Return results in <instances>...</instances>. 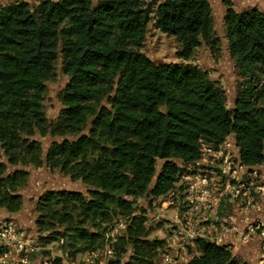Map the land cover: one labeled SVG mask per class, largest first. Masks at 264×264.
Returning a JSON list of instances; mask_svg holds the SVG:
<instances>
[{"label":"trees","instance_id":"1","mask_svg":"<svg viewBox=\"0 0 264 264\" xmlns=\"http://www.w3.org/2000/svg\"><path fill=\"white\" fill-rule=\"evenodd\" d=\"M143 3L40 0L0 7V206L16 212L23 204L18 187L28 172L9 165L43 164L37 129L76 135L91 118L87 133L54 141L46 154L47 166L81 179L90 186L87 194L45 190L35 223L66 237L71 247L79 244L77 251H94L113 220L127 216L109 264H121L129 246L131 258L157 263L166 239H150L145 209L136 212L138 200L167 195L186 165L199 158L202 141L218 145L234 135L244 165L264 163V88L251 83L264 77V11L226 10L229 51L247 78L228 108L222 87L189 61L196 47L213 38L209 0L158 4L155 26L181 43L182 62L164 63L141 50L151 19ZM58 61L69 81L64 108L49 123L41 95ZM104 98L107 104L97 109ZM159 159L164 162L157 171ZM195 242L198 254L186 264H243L226 244L203 237Z\"/></svg>","mask_w":264,"mask_h":264},{"label":"rangeland","instance_id":"2","mask_svg":"<svg viewBox=\"0 0 264 264\" xmlns=\"http://www.w3.org/2000/svg\"><path fill=\"white\" fill-rule=\"evenodd\" d=\"M28 1L32 6L36 5L40 0H0V7L16 2ZM98 2L100 0H94ZM150 0H144L143 6L147 7ZM163 0H156L152 5L148 23V32L143 42L141 50L145 52L156 63L164 62H182L178 58V51L181 43L175 36H169L158 29L154 24V11L158 4ZM212 7L213 17V38L209 42L195 48L192 58L189 60L201 70L206 72L208 77L215 83L220 85L224 91L226 104L228 108L235 105L238 91L246 83V77L240 72L235 59L229 51V42L226 36L225 13L229 7L237 11H245L251 8H258L264 11V0H209ZM69 81V75L63 69L61 61L55 66V74L45 81V89L41 95V107L46 120L49 123L56 122L57 118L64 108L62 100L63 92ZM257 90L264 88V77L254 79L252 82ZM259 105L264 106V94L259 99ZM107 104L104 98L98 105L97 109ZM91 118L85 128L78 134H55L52 131L37 129L34 138H36L43 148V164L34 166L26 161L17 165H9V169H21L28 172V177L19 187L18 192L23 197V204L20 210L9 212L3 206H0V219L14 220L27 231V236L32 245V252L28 255L29 264H109L111 259H116L113 252L112 243L116 238L124 234L125 227L128 222L127 216L116 217L107 228L105 243L96 250L77 251V247H71L66 243V237L55 235L52 231L39 230L35 220L38 215L36 203L38 197L47 189H70L80 190L87 194L89 185L81 179L75 178L70 174L62 171L60 168H51L46 164V154L54 141L63 139L73 140L80 134L87 133L90 129ZM228 141L234 147V156L236 157V140L234 135L228 137ZM208 157V156H207ZM212 157L209 156L208 160ZM7 162V159H5ZM163 160L157 161V171L160 170ZM208 164H210L208 162ZM238 162L234 167L238 173L237 176L231 174L229 181L221 178L217 173L218 168H213L216 172L215 183L224 192L219 202L218 220L213 223L218 227V231L211 230V234L221 235L223 240L221 243L226 244L232 254L243 264H261L264 262V193L258 192V184L264 183V163L261 165L247 166ZM257 171L259 181L253 186H248L250 179L249 173ZM250 177V176H249ZM220 179V180H219ZM260 180H262L260 182ZM230 183V188L227 184ZM234 185H243L244 190L235 197L232 192ZM248 191L247 194H243ZM234 194V195H233ZM248 198L251 199L252 205H249V216L243 214L244 207L248 206ZM171 197H158L152 201L151 195L147 194L138 200L137 210L145 209L148 226L151 228L150 239L167 238L169 228L167 225L176 219L177 209L175 204H168ZM121 222L124 226H121ZM57 237V238H55ZM217 240V239H216ZM132 247L129 246L124 252L120 261L121 264H147L141 260L133 259ZM189 254L197 255L198 247L189 246Z\"/></svg>","mask_w":264,"mask_h":264},{"label":"built area","instance_id":"3","mask_svg":"<svg viewBox=\"0 0 264 264\" xmlns=\"http://www.w3.org/2000/svg\"><path fill=\"white\" fill-rule=\"evenodd\" d=\"M233 148L228 137L218 145L202 141L199 158L186 165L187 170L175 183L174 188L167 195L162 196L171 197V200L165 201L164 204H175L177 214L176 219L167 225L169 232L165 238L166 245L159 252L156 264H186L193 256L189 254V246L195 244L197 237L224 244L220 241L225 237H222V232L221 235L216 236L211 234L212 229L218 231V227L213 222L218 220L219 202L224 194L219 192L220 189L215 183L217 177L213 168L217 167V173L221 178L225 177L226 181L230 180V177H226L230 171L237 176L235 163L244 164L240 160L237 144L236 157ZM207 156L212 158L208 160ZM249 174L248 179L251 182L248 186H253L259 181V175L257 171ZM227 187L230 188V183ZM233 188L235 197L244 190L243 185H234ZM256 190L264 193V183L258 184ZM247 193L248 191L243 192V194ZM249 205H252L250 198H248V206L243 208L245 209L243 214L246 216H249L251 208ZM121 226H124L123 222ZM30 252L32 245L26 229L14 220L0 219V264H29Z\"/></svg>","mask_w":264,"mask_h":264},{"label":"water","instance_id":"4","mask_svg":"<svg viewBox=\"0 0 264 264\" xmlns=\"http://www.w3.org/2000/svg\"><path fill=\"white\" fill-rule=\"evenodd\" d=\"M156 2V0H150L147 7L144 8L145 14L148 16L151 12L152 5Z\"/></svg>","mask_w":264,"mask_h":264}]
</instances>
